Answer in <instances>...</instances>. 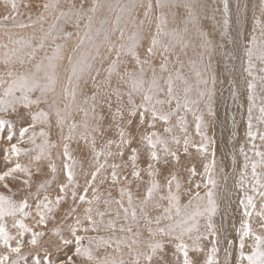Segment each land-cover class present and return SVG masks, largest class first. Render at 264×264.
<instances>
[{
  "label": "snow or ice",
  "instance_id": "1",
  "mask_svg": "<svg viewBox=\"0 0 264 264\" xmlns=\"http://www.w3.org/2000/svg\"><path fill=\"white\" fill-rule=\"evenodd\" d=\"M2 2L5 12L0 14V30L7 36V43H0V66L4 69L0 71V112L7 115L22 108L30 114L31 123L21 129L18 143L8 150L9 162L12 157L17 162L0 173V185L9 193L0 192V264H22L27 259L31 254L23 251L26 246L23 237L27 233H31L27 245L36 250L38 257L35 264H42L39 251L45 232L37 229L47 228L48 221L55 219V212L69 196L72 206L64 221L72 222L51 229L57 241L48 242V247L42 249L45 259L49 248L59 251L74 243V253L65 258L64 264H173L165 258L166 245H171L174 264H197L190 252L205 253L204 264H220V239L214 223L219 211L216 154L214 147L210 151L214 141L206 133L207 124L200 109L203 103L207 115H215L212 106L217 83L212 64L215 46L200 26L201 0H128L127 3L91 0L90 4L88 0H63V3L45 0L38 5L42 10L35 18L29 14L26 20L20 8H28L30 4L17 0ZM174 9H183V13ZM101 13L105 14L100 16ZM113 15L114 20L110 19ZM49 20L45 29L44 24ZM37 25L39 35L35 31ZM68 25L75 32L67 31ZM222 25V36L227 37L228 0H223ZM26 29L33 31L21 34ZM73 37L77 42L70 51L66 52V43H57ZM228 43L238 46L231 38ZM244 57L247 65L244 71L251 78L247 83V137L253 155L249 156L244 146L240 147L244 162L236 187L243 193L239 205L244 219L238 231L239 255L240 264H264V150L255 143L259 139L264 146V98L260 105L256 104L257 81L264 92V75H256L257 71L264 73V0H261L260 16L254 17L253 34L244 45ZM157 59L158 65L154 63ZM89 83L90 94L86 91ZM105 106L118 140L107 139L97 148V137L103 138L110 130L103 125L105 117L101 113ZM257 108L259 114L254 116ZM189 113L195 121L199 144L189 134ZM53 119L63 142L62 170L66 177L59 183L54 200L49 195L58 172L52 159V150L58 145L50 140ZM134 121L151 129L141 134L139 140L150 160L145 170L148 186L142 195L135 197L132 181L124 174L128 164L114 162L116 157L123 159L125 150L129 149L131 177L143 183L137 163L140 148L131 147L133 137L127 130ZM158 122L164 125L165 135L155 131ZM6 126H10V121L0 118V132ZM177 128L181 135L176 134ZM12 138L11 134L7 137L9 141ZM73 141H83L87 147L91 154L90 170H85L83 163L72 155ZM25 143L31 147L20 146ZM190 148L205 159L211 156L203 165L202 183L193 184L192 178L198 175L193 165L187 168L188 188L176 172H170L162 184L158 179L161 170L156 166L179 164L181 151L188 155ZM21 156L28 158V164L19 162ZM45 160L51 178L39 182L32 192L33 171L39 174ZM232 164H236L235 156ZM81 175L83 185L78 179ZM9 180L20 182L19 191L25 192L21 200L13 199L17 192L10 187ZM105 183L109 184L107 195L101 191ZM121 184L118 198L113 197L111 188ZM201 187L205 189L203 195L199 191ZM182 197L187 198L186 203H182ZM30 198L37 200L34 215L29 211ZM253 216L259 217V232L253 227ZM30 218L32 225L26 223ZM9 219L15 234L9 228ZM65 231L67 236L63 234ZM247 239L251 240L250 254L244 251ZM206 240L211 244L207 251L202 244ZM227 245L230 249L232 241H227ZM125 249L128 259L124 258ZM225 254L227 257L230 252L226 249Z\"/></svg>",
  "mask_w": 264,
  "mask_h": 264
},
{
  "label": "rangeland",
  "instance_id": "2",
  "mask_svg": "<svg viewBox=\"0 0 264 264\" xmlns=\"http://www.w3.org/2000/svg\"><path fill=\"white\" fill-rule=\"evenodd\" d=\"M17 2L21 3V4L27 3V4L31 5L28 8H25V7H21L20 8L21 13H23V17L22 18L26 20L27 16L29 14H31L33 16V18H35V16L42 10L40 7H38V5H42L45 2V0H33V1L32 0H17ZM88 2L90 4L91 0H88ZM111 2H115V0H111ZM127 2H128V0H120V3H127ZM232 2H233V0H228V3L230 5H231ZM62 3H63V0H62ZM201 3L203 5V10H202V13H201V18H200L201 19L200 20V26L203 29V31H205V32H207L209 34V39L212 40L213 45L215 46V52H214V55H213V58H212V64H213L214 72H215L216 77H217V83L215 85V93H217V94L214 96L213 105H212L214 113H215L214 116L210 117V116L207 115V109H206V107H205V105L203 103H201L200 109L204 113V120H205V122L207 124L206 133H207L208 137L212 141H214V146H210V151H211V148L214 147L215 154H216L215 158H218L220 156H222V158L226 157L225 161L227 162V165L230 166L233 156H235V158L239 157V159H240L242 157V159H244L243 156L238 151L239 143H242L240 138L243 139V137L238 135V133L235 134V130L238 129L240 131V126L239 125H240V121L242 120L241 131L243 133H245L244 135L247 137V115H248V107H249L248 103H249V101H248V90L246 91L247 86H245V85H247L248 81L251 78L249 79V77L247 76V73L245 71L242 72V77H241V81H242L241 82L242 83L241 84L242 85V89H241L242 90V96L240 98L237 97V96L234 98L233 97V94H234L233 90L235 88L232 89L234 86H233V83H232L231 75L234 74V72H233L234 67L232 66V64H233V62H236V56L233 58V54H234L233 44H229L228 43V38L233 39L232 36H231V33L229 32V30H228V36L227 37L222 36V31H223V25H222V21H223V0H201ZM234 3L237 4V5H239V3H240L242 5L241 8L242 9L243 8L248 9L247 12L250 15L249 19H248V17L245 18L246 17V12H244L245 9L241 10V8L239 9L240 11L237 12V13H240V14H238V18L237 19H240L242 17L240 20H237V24L239 26H241L240 23L243 20H245L246 25H243V27L247 26L246 29L249 28L248 30H245V28H244V30L247 31V32H245L244 30H241L242 34H243L244 43L247 44V42L249 41V38L251 37V35L253 33L252 29L254 28V26H252V25H254V17L260 16V10H258L256 8V6L261 4V0H234ZM33 4H36V5H33ZM230 5H229V8H230ZM173 11H178L179 13H183V9H179V10H175L174 9ZM4 12H5V9L3 7V2H2V0H0V14H2ZM229 13H230V10H229ZM104 14L105 13H101L100 16H103ZM230 15L231 14H229V25H230V21L233 20V16L231 15V17H230ZM114 18H115L114 15L112 17H110V19H113V20H114ZM230 18H232V19H230ZM169 19H171V17H169ZM48 23H50V20L48 22H45V24H44L45 29H47ZM249 24H251V25H249ZM241 29H243V28H241ZM66 30L69 31V32H75V29L71 25H68L66 27ZM154 30H155V21L153 22V26H152V31H154ZM17 31L19 32L20 30H17ZM32 31H33V29H26V30H23V32L21 34L28 35ZM35 31H36L37 35L40 34L39 33V25H37ZM76 42L77 41H76L75 37H73L71 40H69L67 42H65V41H57V43H66V45H67L66 52H67V50L70 51L72 49V47H74ZM0 43H7V36L4 34L3 30H0ZM145 43H147V41H145ZM140 53H141V56L143 57L144 56V48L143 47L140 49ZM190 55H191V53H190ZM229 57H231V59ZM181 58L183 60H185V61L187 60V57H183L182 56ZM222 58H224L226 63H228L226 66H227V69L229 67L230 71H229V73L227 75H223V73L220 72V67L218 66V64H219V62L221 61ZM173 59H175V58L173 57ZM154 63H156L158 65L159 64V60L157 59L156 61H154ZM65 64H66V61H65ZM259 67H260V65L257 62V69H259ZM3 70H4L3 67L0 66V71H3ZM185 72H187V68L185 69ZM61 74L63 75V66L61 67ZM217 74H219V78H218ZM225 74H226V72H225ZM165 75H167V74H165ZM256 75L260 76V75H264V73H259L258 72V73H256ZM225 76L227 78H229V80H227V78ZM193 79H194V77H193ZM224 86L226 87V89H225ZM209 87H212V85L209 84ZM220 89H222V90H220ZM59 90L60 89L58 87L57 91L59 92ZM90 90H91V84L89 83L86 86V91H88L89 94H90ZM220 91H221V93L223 91L225 94L222 93L224 95H220L221 94ZM256 92L258 94V98L256 100V104L260 105L262 98H264V92L261 91V85H260L259 81H257ZM218 95H220V96H218ZM41 107L46 108L47 106L46 105H41ZM60 107L63 108V104L62 103L60 104ZM114 109H115V104H113V110ZM254 110L255 111L253 112V115L257 116L259 114L258 113V108L254 109ZM101 114L105 117V119L103 121L104 127L106 129H110V130L106 131V134H105V136L103 138H101L99 136L97 137V148L101 147L103 145V143L105 142V140H107V139L118 140L116 128L112 124L111 115L109 114L108 109H107L106 106L104 107V109H103ZM0 118L7 119V120L10 121V126H6L4 131L0 132V173H3L8 168L14 166L15 163L17 162L15 157H12L11 158V162H9V158H8L9 157V152H8V150L10 149L12 144L18 143L19 133H20L21 129L30 126L31 116L26 110L21 108V109H19L18 113L9 112L7 115H5L4 113L0 112ZM76 119L79 120L80 117L77 116ZM136 121H138V118H136ZM136 121H134L135 124L133 123L131 128L127 129V130L130 132V135L133 137V144H132L131 147L140 148V152H139L137 163H138V167L141 169L143 183H141L139 181H133V179L131 177L132 168H131V164H130V161H129V155H130V150L129 149L125 150V155H124L123 159H121L119 157H116L114 159V162H116V163H121V164L122 163H127L128 164V167L124 171V174L128 175L129 181H132V192H133L134 197L138 196V195H142L143 192L145 191L146 187L148 186L146 181H148L149 178H148L147 173H146L145 170L147 169V165L150 162V160H149V156H148L147 150L145 148H143L142 145H140L139 140H140L141 134H143L145 131H151V129H146L145 126H139ZM187 121H188V124H189V134L191 135L194 143L199 144L200 137L198 135H196V133H195V121H194V118L191 115V113H189L187 115ZM52 123H53V127H51V129H50V140L52 142H54V143H57V145H58V147L56 149L52 150V159H53V162L57 165L58 172L56 174V182L52 185V188L49 190V195L56 196V194L58 192L59 183L63 182L66 179V177H65V175L63 173V170H62V163H63L62 143L63 142L60 139L59 129H57L54 126V119H53ZM173 123H175V121H173ZM163 127H164V125L162 124V122H158L155 131H158L162 135H165L163 133ZM39 130H40V128H39V126H37L36 131H39ZM66 131H67V129H65V133H66ZM10 134L13 137L11 141H9L7 139V137ZM176 134L177 135H181V133H179L178 128L176 129ZM25 139H27V137H25ZM234 141L237 142L235 147H234V151L238 152V154L236 152H234L233 149H232L231 143L234 142ZM248 141L249 140H248V137H247V139H245L244 142L247 143ZM37 142L39 143L40 141L38 140ZM258 142L261 145V142L259 141V139H257L255 141L256 144ZM248 144H251V143L248 142ZM216 145H217V148H216ZM20 146L23 147V148H30L31 147V145L27 144V143L22 144ZM262 147H264V146H262ZM6 148H7V150H6ZM70 151L72 152V155L74 156V158L78 162L83 163L85 170H90V163L89 162L91 160V154L89 153L87 147L84 145L83 141H79V142L73 141V142H71L70 143ZM113 151H115V148H113ZM221 151H222V154H221ZM239 154H240V156H239ZM32 155H35V154L32 153ZM180 155H181V160H180L179 164H175L174 162H170L167 165L160 164V165L156 166V167H158L161 170V175L158 177V179L161 181V183L163 184L164 180H165V177L168 176L169 171L167 170L168 171L167 172L166 169H173V172H176V173L179 174L181 180L183 178H185L186 181L184 182V187L188 188L189 185L187 183V180L189 178V172L187 171V168L184 166V162H183L184 160L185 161L186 160L187 161L188 160L191 161L190 162V163H192L191 166L194 165L196 170H197V172H198V175L196 177L192 178L193 184L202 183V179L201 178L203 176V165L205 163H207L211 159V156H209L207 159H205V158L201 157L198 153H196L194 148H190L189 149V154L188 155H184L182 151H181ZM23 157L24 156H21L19 158V162L20 163L22 162L21 164H28V158H26V157L23 158ZM109 162L111 163L113 161L110 160ZM46 177L47 178H51V173H50V169L48 168V161L45 160V161L41 162V171H40L39 174H37L35 172V170L33 171V187L31 189V191L35 192L36 185L39 182L43 181ZM78 179H79L81 185H83V182H84L83 181V176L82 175L78 176ZM238 179H239V173L236 175V179H234V181L232 182L231 187L233 186L232 189H235V190L239 191L240 189L236 187ZM8 183H9L10 187H12L13 191L17 192V195L15 197H13V199H15L17 201L21 200L22 197L25 195V192L19 191V189L21 187L20 182L19 181H11V180H9ZM138 184H139V187H140L139 193L137 192V185ZM120 186H123V184H121V185H119L117 187L111 188L113 197L118 198V187H120ZM144 187H145V189H144ZM108 188H109V184L105 183L104 185L101 186V191L104 192L105 195H107L105 190L108 189ZM199 191H200L201 195H203L204 192H205V189L203 187H201ZM0 192H4L6 195L9 194L2 187V185H0ZM89 196H91V192H89ZM69 198H70V196H69ZM222 200H223L222 196H220L217 199L218 204L220 202L219 206L222 204ZM32 202H36L37 203V200L35 198H30L29 199V204H31ZM186 202H187V198L186 197H182V203H186ZM63 203H64V201H63ZM71 205H72V203L69 206L71 207ZM257 206H258V210H259V204ZM101 208H103V205H101ZM68 212L69 211H67L66 214ZM151 214L155 215L156 213L152 212ZM60 215L61 214H60L59 211L56 212V216L55 217H57V218L50 220V222H48V224H47L46 230H42V231L45 232V236L41 238L42 248H41L40 251H43L42 250L43 248L48 247V242L57 241V238L54 237L52 235V233H51V229L53 227L59 226L62 223H69V220L64 221L65 215H63V217H60ZM217 219H218V222H217ZM214 223H215V225H218L217 223H219L220 226L218 228H221L222 224H225L223 219L221 220V218L217 217V216L214 217ZM8 224H9L10 230L12 232H14L13 229H11V220L10 219L8 220ZM227 225H228V222H227ZM218 233H219V239H220V244H219L220 251L218 253V259H219L220 263H223V262H225V261H227L229 259V256L226 257L225 250L223 248V243L225 241V239H223L224 230L223 229L222 230H218ZM63 234L65 236L68 235L67 231H65ZM80 234L83 235V233H80ZM91 235H95V234L92 233ZM102 235L107 236V235H109V233H102ZM118 235H122V234L118 233ZM145 236H146V232H145ZM187 242L189 244H191V241H187ZM250 243H251V240L247 239L246 240V247L247 248H250V247H248V245H250ZM202 244L205 246L206 250L210 249V247H211L210 240L202 241ZM62 248H61V250H64V248H65V250H67L66 252H68V253L66 255H64L63 260H60L57 263L55 261L53 264H58V263L59 264H64V260H65L66 256H72L73 255L74 248L70 249V247H68V246H65V247H62ZM49 250H50L49 251V255H51L52 253H56V251H57L55 248H51ZM61 250H59V251H61ZM109 252H111V249H109ZM124 252H126V249L124 250ZM173 252H174L173 247L171 245H166V257L165 258L167 260L173 262V264H174L175 257L172 254ZM25 253H31V252H25ZM101 255H103V253H101ZM124 256H125L124 257L125 259H128L127 254H125ZM190 256L195 261H197V264H204V261L206 259L205 258L206 257L205 253H192V252H190ZM202 256H205V257H202ZM39 258L41 259V262L43 264H46L47 261L49 260V258H47V259H45L43 257H39ZM28 259L29 260L32 259V254H28L27 255V259L25 261H23L22 264H28V261H29ZM33 264H35V262H33Z\"/></svg>",
  "mask_w": 264,
  "mask_h": 264
},
{
  "label": "bare ground",
  "instance_id": "3",
  "mask_svg": "<svg viewBox=\"0 0 264 264\" xmlns=\"http://www.w3.org/2000/svg\"><path fill=\"white\" fill-rule=\"evenodd\" d=\"M33 1V0H32ZM231 2V1H230ZM36 3V2H35ZM244 3V2H243ZM33 5H36V4H33ZM230 5V4H229ZM242 7V5L239 3V5H237V4H235L234 3V0H233V2L231 3V5H230V8H229V10H230V13L229 14H231L232 16H233V20H231L230 21V25H229V32L231 33V36H232V38H233V40H235V41H237L238 42V46H234L233 45V49H234V54H233V58L236 56V62H233V64H232V66L234 67V69H233V72H234V74L233 75H231V78H232V83H233V88L232 89H234L233 91H234V94H235V97L237 96V97H241L242 96V81H241V77H242V72H244V69L246 68V57H244V45L246 44V43H244V40H243V34L242 35H240V33H242V31L241 30H244V28H245V30H248V29H246L247 28V26L246 27H243V25H246V22H245V20H243L241 23H240V25L241 26H239L238 24H237V20H240V19H237L238 18V14H240V13H237V12H239L240 10V8ZM256 8L258 9V10H260V5H257L256 6ZM245 8H241V10H244ZM248 11V9H245V11L244 12H246V17L245 18H247L248 17V19H249V17H250V15H249V13L247 12ZM231 15H230V17H231ZM245 15V14H244ZM230 19H232V18H230ZM201 20V19H200ZM247 20V19H246ZM249 25H251V24H249ZM210 26V25H209ZM252 26H254V25H252ZM243 28V29H241V28ZM253 28V27H252ZM244 30V31H245ZM252 31H253V29H252ZM245 32H247V31H245ZM249 33V32H248ZM252 33V32H251ZM253 34V33H252ZM246 35V34H245ZM220 36V35H219ZM247 36V35H246ZM222 37V36H221ZM223 38V37H222ZM246 38V37H245ZM250 39V38H249ZM68 51V50H67ZM225 58V57H224ZM224 58H222L221 59V61L219 62V64H218V66L220 67V72H222L223 73V75H227L228 73H229V67H228V69H227V64L228 63H226V61H225V59ZM216 68V67H215ZM225 72H226V74H225ZM219 73V72H218ZM257 73H258V71H257ZM244 74V73H243ZM218 75V78H219V74H217ZM257 76H259V75H257ZM226 77V76H225ZM227 78V77H226ZM249 79H250V77H249ZM227 80H229V78H227ZM222 82V81H221ZM227 83V82H226ZM224 85V84H223ZM222 85V86H223ZM245 86H247V85H245ZM225 87V86H224ZM225 89H226V87H225ZM259 89V88H258ZM220 90H222V89H220ZM245 90V89H244ZM260 90V89H259ZM246 91H247V89H246ZM230 92V91H229ZM232 92V91H231ZM220 93H221V91H220ZM222 93H224L223 91H222ZM220 94V95H224V94ZM217 93H215V95H216ZM220 95H218V96H220ZM247 95V94H246ZM226 100V99H225ZM243 100V99H242ZM246 102V101H245ZM218 103V102H217ZM220 104V103H219ZM245 104V103H244ZM249 104V103H248ZM224 105V104H223ZM241 105V104H240ZM239 105V106H240ZM242 106V105H241ZM242 110V109H241ZM239 111V110H238ZM255 111V110H254ZM253 111V112H254ZM246 114V113H245ZM242 115V114H241ZM246 117V116H245ZM10 119V118H9ZM26 123V122H25ZM135 124V123H134ZM242 124V120L240 121V131L237 129V130H235V134H237L238 133V135H240L241 137H243V139H241L240 138V140H241V142L242 143H239V146H238V151L240 152V147L241 146H244V148H245V151H247V153H248V155L249 156H252L253 155V153H252V151H251V144H248V142L246 143V142H244V140L245 139H247V137L244 135L245 133H243L242 131H241V125ZM135 127V126H134ZM133 128V127H132ZM134 129V128H133ZM228 133V132H227ZM217 135V134H216ZM228 137V136H227ZM229 138V137H228ZM236 141H234V142H232L231 143V145H232V149H233V151H234V147H235V145H236ZM225 144V143H224ZM220 145V144H219ZM251 145V146H250ZM261 150H263L264 149V147H262L261 145H260V143L258 142L257 144H256ZM5 146V145H4ZM221 146V145H220ZM7 147V146H6ZM216 148H217V145H216ZM221 148V147H220ZM227 148V147H226ZM229 148V147H228ZM236 149V148H235ZM6 150H7V148H6ZM218 150V149H217ZM2 151V150H1ZM229 152V151H228ZM234 152H236V151H234ZM237 154H238V152H236ZM35 154V153H34ZM221 154H222V151H221ZM227 154V153H226ZM227 156V155H226ZM239 156H240V154H239ZM23 158H25V157H23ZM225 158L226 157H223L222 158V156H220V157H218V158H215L216 159V163H217V167H216V179H217V181H218V184H219V187H218V189H217V192H218V196L220 197V196H222V204L219 206V211H218V213H217V217H220L221 218V220L223 219V221L225 222V224H222V226H221V228H218L220 225H219V223H217L218 225H216V227H217V230H224V233H223V239H225V241H224V243H223V248H224V250H225V253H226V249L230 252V255H228L229 256V259L227 260V264H240V249H239V235H238V231H239V229H240V226H241V223H242V221H243V219H244V217H243V209L242 208H240V205H239V201H240V199L242 198V195H243V193L239 190H235V189H232L233 188V186L231 187V185H232V182L234 181V179H236V175L240 172V170L242 169V167H243V162H244V159H242V157L239 159V157L238 158H236V164H235V166H233V164H232V162H231V164H230V166L229 165H227V162L225 161ZM228 158V157H227ZM184 162V166L186 167V168H188V167H190L191 165H192V163H190L191 161H183ZM7 163V162H6ZM22 163V162H21ZM223 169V171L221 172L220 171V169ZM169 171V173L170 172H173V169H166V171ZM167 171V172H168ZM168 173V174H169ZM185 175V174H184ZM147 180V179H146ZM183 181V183L186 181L185 180V178H183L182 179ZM237 181V180H236ZM147 182V181H146ZM236 183V182H235ZM144 189H145V187H144ZM142 191V190H141ZM55 197L56 196H54V195H50V198L51 199H55ZM218 197V198H219ZM42 198V197H41ZM72 203V200H71V198H67L65 201H64V203L62 202V204H61V206H60V208H59V212H60V217H63V215H65L66 214V212L67 211H69L70 210V204ZM218 203V202H217ZM219 204H220V202H219ZM218 204V205H219ZM259 204V197L257 198V205ZM36 202H32L31 204H30V208H29V211L32 213V215H34L35 214V211H36ZM72 206V205H71ZM58 211H56V212H58ZM65 211V212H64ZM56 212H55V216H56ZM55 218H57V217H55ZM219 219V218H218ZM218 219H217V222H218ZM50 220H52V219H50ZM50 220L48 221V222H50ZM228 222V225H227V222ZM72 222V220L71 219H69V223H71ZM259 217H256V216H253V218H252V224H253V227H254V229L257 231V232H259ZM26 223H29V225H32L33 224V221H32V219L30 218L28 221H26ZM202 223H203V221H202ZM233 225V226H232ZM37 230H46V228H44V227H41V228H39V229H37ZM13 234H15V230L13 229ZM31 238V233H27V234H25V236L23 237V239H24V241H25V248H24V251L25 252H31V254H32V259H28L29 261H28V264H33V262H35L36 261V259L38 258L37 257V255L35 254V252H36V250H33V249H30V247L27 245V241L29 240ZM232 241V246H231V248L230 249H228V245H227V241ZM14 243V242H13ZM251 244V243H250ZM68 247H70V249H72V248H74L75 247V245H74V243L73 244H71V245H68ZM49 249H51V248H49ZM63 249V248H62ZM50 251V250H49ZM67 250H65V248H64V250H61V251H56V253H52L51 255H49L48 256V258H49V260H51V264H53L55 261H56V263L57 262H59L60 260H63V257H64V255H66L68 252H66ZM69 251V250H68ZM207 251V250H206ZM244 251H245V253L246 254H250V252H251V248H247L246 246H245V249H244ZM54 252V251H53ZM125 254L127 253V250H126V252H124ZM39 257H43V258H45L44 257V252L43 251H40L39 252ZM67 257V256H66ZM125 257V256H124ZM202 257H205V256H202ZM206 258V257H205ZM204 258V259H205ZM198 259V258H197ZM43 264V263H42ZM47 264V263H46ZM59 264V263H58ZM220 264H225V262H223V263H220ZM245 264H246V262H245Z\"/></svg>",
  "mask_w": 264,
  "mask_h": 264
}]
</instances>
